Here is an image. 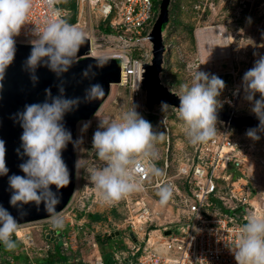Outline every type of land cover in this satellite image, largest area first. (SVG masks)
Here are the masks:
<instances>
[{
    "label": "rangeland",
    "instance_id": "obj_1",
    "mask_svg": "<svg viewBox=\"0 0 264 264\" xmlns=\"http://www.w3.org/2000/svg\"><path fill=\"white\" fill-rule=\"evenodd\" d=\"M106 3L110 1L106 0ZM75 4L77 27L84 34L93 36L94 45L98 46L97 51L102 54L105 52L103 38L106 34L101 28L112 30L110 21L118 20L116 13H112L109 19L103 21L99 4H78L77 0ZM155 9L158 10L157 7ZM66 11L68 19L71 12L68 9ZM216 27L225 29L228 55L201 61L197 48V32ZM203 35L205 37V33ZM206 40L209 41L206 46L210 56L219 42L216 36ZM211 40H214V43H211ZM163 44L165 50L160 79L169 90L178 95L182 94V86L191 84L192 72L195 67L200 66V71L214 74L225 82V88L218 97L222 107L217 111L228 112L230 116L237 118H257L251 111L252 105L244 98L242 80L255 61L264 56V0H170L168 22L163 30ZM137 53L138 51H134L135 55ZM190 65L193 66L191 69ZM142 90L144 91L143 88ZM143 98L141 92L139 103L144 101ZM259 98L257 94L256 99ZM130 101V93L126 88L113 85L95 114L89 120L78 122L76 126V139H82V143L76 146L75 152L76 161L79 163L75 169L74 199L61 214L64 219V227L60 229L61 240L54 243L48 241L46 244L49 248H45L43 231L47 225H51L50 220L23 224L20 226V232H30L35 244L42 247L43 251H24L22 241L15 239L14 250L9 251L0 244V264H27L55 252L65 257L69 264H91L97 257L103 261L105 253L110 254L113 260L116 256V264H126L125 261L130 260V228L125 222L130 210L123 202L113 206L98 203L99 196L89 179L90 170L102 166V162L91 150L92 137L99 121L119 118L131 108ZM154 111H157L160 117L140 113L152 124L154 131L164 134L163 139L155 142L157 158L154 162L158 168L167 162L166 174L175 179L179 192L185 191L182 183L176 180L179 168L184 164L211 160L218 162L220 167L223 158L218 157L221 148L219 146L216 149L215 142L226 136L232 149L226 150V167L219 168L220 189L217 194L224 198L227 206H237L236 199L245 198L247 204L243 207L246 211H243L242 215L246 217L249 213H254L264 218V134L257 132L259 139L253 140L246 135L251 128H234L229 122L217 121V134L206 143L193 145L187 139L181 121L173 109L169 107L162 111L161 106H157ZM85 123L89 126L82 131ZM85 187L91 192V198H94L95 193L97 203L92 205L83 200L74 206ZM232 198L233 201H226ZM150 205L153 210L152 225L144 230L146 233L165 226L166 220L180 215L179 209L167 204L161 205L159 201L151 199ZM151 239L158 241V234L151 233Z\"/></svg>",
    "mask_w": 264,
    "mask_h": 264
},
{
    "label": "clouds",
    "instance_id": "obj_2",
    "mask_svg": "<svg viewBox=\"0 0 264 264\" xmlns=\"http://www.w3.org/2000/svg\"><path fill=\"white\" fill-rule=\"evenodd\" d=\"M56 19L48 21L42 28L33 29L30 41L31 51L23 68L29 73L33 85L38 83L37 69L46 67L60 80L59 95L53 96L51 89H45V100L25 105L13 119L22 128L20 146L16 149L21 163L19 174L9 175L6 165V146L0 139V177L8 178L9 205L19 217L29 214L27 206L41 205L49 214L54 229L64 227V219L56 212L60 203V190L70 182V173L63 159L68 144L76 147L82 139L73 140L64 126L67 113L78 108L81 102L90 103L104 95L103 86L90 84L83 98L65 96L64 74L77 63L78 52L85 42L84 33L76 25L62 18L61 10L55 8L58 0H44ZM33 0H0V89L6 70L16 55V37L20 35ZM193 66H189L191 69ZM94 68L100 63L88 65L82 72L84 79H94ZM195 67L191 84L182 86L178 96L179 106L161 102V110L173 107L189 142L193 145L206 143L217 134V110L222 107L218 97L225 88V82L214 74H208ZM244 98L252 105L251 111L259 120L255 129L246 135L258 140V131H264V56H260L243 76ZM257 94L259 99H256ZM134 105L119 118L100 120L92 137L94 151L102 166L90 170L89 179L101 202L115 205L132 193L143 190L139 179L141 172L152 177L164 173L155 166L157 158L155 142L164 134L154 131L152 124L144 119ZM89 126L85 123L82 131ZM79 162L76 161L75 165ZM55 189V191H53ZM159 203L165 205L172 196V188L163 185L157 192ZM20 230V222L0 204V244L7 250H14V235ZM236 264H264V218L249 213L238 229L234 248L230 249Z\"/></svg>",
    "mask_w": 264,
    "mask_h": 264
},
{
    "label": "built area",
    "instance_id": "obj_3",
    "mask_svg": "<svg viewBox=\"0 0 264 264\" xmlns=\"http://www.w3.org/2000/svg\"><path fill=\"white\" fill-rule=\"evenodd\" d=\"M109 1L110 3L104 1L106 7L100 9V16L105 21L109 19L112 13H116L118 20L110 21L114 34L105 35L103 38L106 45L105 52L98 57L111 58L118 62L121 71L119 85L129 91L131 107L137 105L139 113L160 117L159 113L154 111L157 106L149 109L146 105L145 92L140 84L141 66L144 63H149L152 58L149 34L158 16V10L156 11L155 8L159 9L160 0ZM63 2L64 0H58L55 8L60 9L62 18L67 20V11L61 6ZM77 3L90 4L91 2L90 0H77ZM56 18L44 0H33V7L21 33L15 38L16 43L31 45L30 41L34 38L33 29L42 28L48 21ZM73 25L77 26L78 24ZM84 35L89 40L90 38L94 40L93 36ZM110 38L114 41H111ZM119 42L124 43V45H117ZM134 51H138V53L135 55ZM107 52L108 54H106ZM141 92H143L144 101L139 103ZM171 109L175 112L174 108ZM227 126L225 131L228 129ZM215 143L216 149L219 146L221 148L218 153V157L223 158L220 167L218 162L212 160L182 165L176 175V180L180 181L178 183H182L185 188L182 193L179 192L175 179L166 174L168 166L167 162H164V166L162 163L159 168L163 169L164 174L162 176L152 177L141 172L139 179L143 184V190L132 193L118 202L125 203L126 208L130 210V215L125 222L130 228V235L133 238L129 237L132 247H130V260H126V264H236L230 249L235 246L238 229L245 223V216L239 217L230 211L239 207L244 208L247 200L238 198L236 199L237 206H227L224 198L217 194L218 189H220L218 171L219 168L224 169L228 164L225 153L229 148L232 149V146L226 136L217 139ZM155 166L158 168L156 163ZM163 185L172 188V196L166 204L179 209L180 215L171 220H166L165 226L155 230L158 234V241H152L151 232L153 230L148 233L144 230L152 225L153 210L150 201L151 199L159 201L157 192ZM84 189L85 191L81 192L74 206L82 203L83 200L92 205L97 202L102 203L100 198L97 202L95 201V193L94 198H91V192L86 187ZM73 199L74 195L72 194L68 204L59 212L60 214H63L71 205ZM177 199L179 205H177ZM226 201H233V198ZM44 220H49V218ZM47 226L43 231L46 249L49 248L46 243L50 240L45 239V235L50 231H56V234L59 235L61 233L60 229H54L51 225ZM165 231H169V234L165 235ZM50 237L54 240L57 238L55 234H50ZM14 238L22 241L24 251L35 250L37 252L42 250V247L35 244L30 232L22 233L20 237L16 233ZM54 240L50 243H54ZM59 240H61V235ZM114 260H118V258L115 256ZM27 264H69V262L51 263L33 260ZM91 264H103V262L100 257H97Z\"/></svg>",
    "mask_w": 264,
    "mask_h": 264
},
{
    "label": "water",
    "instance_id": "obj_4",
    "mask_svg": "<svg viewBox=\"0 0 264 264\" xmlns=\"http://www.w3.org/2000/svg\"><path fill=\"white\" fill-rule=\"evenodd\" d=\"M170 0H160L158 16L153 24L149 34L151 43L152 58L149 63H144L141 66L142 73L140 84L145 92V103L148 107L161 106V102H166L169 106H179L178 94L171 91L162 84L160 75L162 73L163 52L165 50L163 44V30L168 22ZM90 40L85 37V42L81 45L78 52L77 63L64 74L63 80L65 88V96L68 98L84 96V91L90 84L99 83L103 86L104 95L94 100L93 102H81L78 108L73 109L64 117L63 123L67 130L72 134L73 140H76V126L78 122L89 120L99 109L101 104L106 99L111 85H118L121 81V71L116 60L111 58L93 57L90 56ZM31 45L16 43V55L13 63L6 70L5 78L2 81L3 88L0 89V139L5 142L6 146V165L9 169V175L15 173L22 175L18 165L21 160L18 158L16 149L20 146V137L22 128L19 123L15 122L13 117L17 112L24 109L25 105L33 103H41L45 100V89H51L52 95H59L58 85L60 80L56 75L49 71L46 67L37 69L38 83L33 85L30 80L29 73L23 68L24 62L29 56ZM100 63V68H94L96 72L94 79H84L81 72L88 65ZM173 108V107H171ZM217 121L229 122L234 128L247 127L255 129L259 125L257 118H237L230 116L228 112L217 111ZM264 134V131H258ZM76 147L69 143L63 151V159L66 162L69 173L70 182L67 186L60 190L61 200L56 206V212L62 211L68 204L75 187V169H76ZM8 178L0 177V204L7 208L11 214L17 218L20 225L41 221L49 218V214L44 211L43 205L37 211L35 206H27L29 214L24 217H19L16 210L9 205ZM55 191V189H53ZM50 234H55L57 238L54 240ZM118 234V233H117ZM165 235L169 231H165ZM133 238L132 235H130ZM15 240V238L13 237ZM45 239L57 242L60 235L56 231H50L45 235Z\"/></svg>",
    "mask_w": 264,
    "mask_h": 264
},
{
    "label": "bare ground",
    "instance_id": "obj_5",
    "mask_svg": "<svg viewBox=\"0 0 264 264\" xmlns=\"http://www.w3.org/2000/svg\"><path fill=\"white\" fill-rule=\"evenodd\" d=\"M104 1L105 0H90V2H93L92 6L95 4H99L100 9H103L104 7H106ZM90 5H91V3H90ZM203 30L197 32V35H198L197 48H198L200 60L203 61L204 59H207V58L217 59L220 57H227L228 50H227V44H226V40H225V29L223 27H218V28L216 27V28L206 29L205 31H203ZM85 31H86V29H85ZM204 33H205V37L203 35ZM214 36H216V39H217V42H219V45L216 48V50L213 52V54L209 56L207 53L208 49L206 46L209 41H207L206 39H209V38L213 39ZM90 40H91L90 41V43H91L90 56H93V57L100 56L99 52L97 51L98 46L94 45V40L92 38H90ZM110 40L114 41L112 38H110ZM210 42L214 43V40H211ZM117 45L123 46L124 43L119 42V43H117ZM213 50H214V48H213ZM106 54H108V52ZM111 86H113V85H111ZM151 233L152 234L156 233V231H153ZM17 235L20 237L22 235V233L20 231H18Z\"/></svg>",
    "mask_w": 264,
    "mask_h": 264
},
{
    "label": "trees",
    "instance_id": "obj_6",
    "mask_svg": "<svg viewBox=\"0 0 264 264\" xmlns=\"http://www.w3.org/2000/svg\"><path fill=\"white\" fill-rule=\"evenodd\" d=\"M61 6L65 9H68L71 12V15L68 17L67 21L70 24H75L76 23V16H77V8H76V4H75V0H67L61 4ZM101 31L105 34H114V32L110 29V28H101ZM152 107H149V109H151ZM243 211H246L245 208H237L234 209L232 211H230L231 213L238 215L239 217L242 215ZM102 248V247H101ZM103 249V248H102ZM104 254V253H103ZM107 254V253H105ZM105 254L103 255V263L104 264H116V261H114L113 259H111V255L107 254L105 256ZM37 261L41 262L44 260H47L48 262L54 263V262H58V263H66L67 259L65 257H63L60 253L55 252L53 254H49L47 257L45 258H38L36 259Z\"/></svg>",
    "mask_w": 264,
    "mask_h": 264
}]
</instances>
